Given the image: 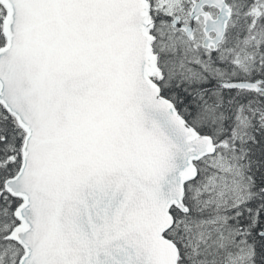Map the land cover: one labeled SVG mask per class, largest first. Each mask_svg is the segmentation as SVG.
<instances>
[{
    "label": "snow or ice",
    "instance_id": "snow-or-ice-1",
    "mask_svg": "<svg viewBox=\"0 0 264 264\" xmlns=\"http://www.w3.org/2000/svg\"><path fill=\"white\" fill-rule=\"evenodd\" d=\"M0 264H264V0H0Z\"/></svg>",
    "mask_w": 264,
    "mask_h": 264
}]
</instances>
